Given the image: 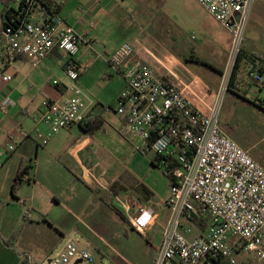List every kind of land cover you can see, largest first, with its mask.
I'll list each match as a JSON object with an SVG mask.
<instances>
[{
	"label": "built area",
	"instance_id": "built-area-1",
	"mask_svg": "<svg viewBox=\"0 0 264 264\" xmlns=\"http://www.w3.org/2000/svg\"><path fill=\"white\" fill-rule=\"evenodd\" d=\"M196 1L231 35L218 91L205 107L197 106L144 60V47L124 43L107 56L110 66L126 83L111 110L122 121L123 137L138 140V151L144 147L152 151L159 167L172 178L165 203L169 217L152 264H238L239 256L248 254L264 260V167L220 126L223 102L244 48L256 0ZM111 3L94 0L93 4L101 7ZM14 4L16 8H4L0 13V72L4 84L13 80L6 69L19 58H27L33 67L56 49L70 58L65 71L72 81L68 90L73 96L44 101L41 122L49 132L34 130L36 140L46 146L62 131L91 124L94 102L78 83L81 67L77 56L81 46L88 43L87 37L79 27L66 22L60 15V5L54 2L14 0ZM0 5H5L3 0ZM83 15V26L94 28L93 11L89 9ZM254 78L263 81L260 74ZM16 107L9 96L0 100L4 115ZM18 132L26 136L21 128ZM15 152L16 144L11 142L0 151V161ZM30 179L29 175L24 177L25 181ZM23 206V219L30 221L33 210L25 202ZM156 221L155 210L140 205L130 217V226L143 234ZM46 263L108 264L75 240Z\"/></svg>",
	"mask_w": 264,
	"mask_h": 264
},
{
	"label": "rangeland",
	"instance_id": "rangeland-1",
	"mask_svg": "<svg viewBox=\"0 0 264 264\" xmlns=\"http://www.w3.org/2000/svg\"><path fill=\"white\" fill-rule=\"evenodd\" d=\"M3 7L0 5V8ZM112 8L113 15H107L96 36L90 38V53L82 60L84 72L80 84L95 103L104 104L107 109L110 104L113 105L120 85L115 78L119 73L107 63L105 56L124 43L137 47L143 44L158 56L178 55L177 44L187 47L204 44L212 50L216 65H223V45L212 36L213 31L219 32L220 27L196 0H114ZM247 37L250 43L264 40L263 24L252 23ZM261 45L264 46V42ZM143 54L144 60L149 62V58ZM0 68H3L1 58ZM188 68L195 71L198 67L188 65ZM248 73L246 66H242L239 73L242 84L238 86L240 93L260 104L264 101V92L259 93L260 88L264 89V79L261 83H254L253 74ZM201 75L203 82L211 84L208 74ZM52 79L60 78L55 73ZM226 96L220 118L222 120L226 116L228 119L224 122L225 127L236 132L240 139L237 143L242 148L254 147L251 154L264 152V111L254 109L234 95ZM46 100L42 94L36 96L33 99L34 107L38 108V104L42 106ZM101 138L105 152L100 161L106 170L107 179L118 182L115 189L111 188L113 192L119 191L122 186L129 188L128 174H134L136 180H145L157 190L165 189L167 178L164 171L149 167L150 160L156 159V155L138 151V140L114 138L109 133ZM60 164L55 165L59 171L54 178L43 174L35 177L30 173L32 181L20 186L14 196L11 186L5 188V213L0 211V217L5 214L2 231L5 237L11 236L5 242L15 244L13 250L20 256L25 251L30 253L31 256L28 254L23 257H32L30 260L33 264H47L50 257L57 255L72 240L78 241L108 264H152L162 242L169 212L162 214L153 230L139 233L130 226L133 213L122 209L118 200L122 199L119 192L116 197L112 192L103 191L99 185H93L95 189H92L76 181ZM24 201L27 207L36 209L30 221L23 219ZM110 205L117 208L123 218ZM32 222L34 225L29 226ZM238 264H264V260L248 254L239 256Z\"/></svg>",
	"mask_w": 264,
	"mask_h": 264
},
{
	"label": "crops",
	"instance_id": "crops-1",
	"mask_svg": "<svg viewBox=\"0 0 264 264\" xmlns=\"http://www.w3.org/2000/svg\"><path fill=\"white\" fill-rule=\"evenodd\" d=\"M51 1L60 5V15L68 24L79 27L80 32L86 34L88 43L81 46L77 56L81 67V78L84 72V63L82 60L89 55L91 50L89 40L96 36L100 25L105 23L106 16L113 15L114 11L112 7L114 0H112L113 3L101 7L95 6L93 4L94 0ZM147 1L153 2L156 0ZM4 8L5 5L3 8H0V13L4 11ZM9 8H16L14 6V1L10 2ZM89 9L93 11V22L96 24L94 28H90L88 25L83 26L81 23L84 12ZM190 19L196 21L195 18ZM254 22H261L264 26V0H257L253 6L246 31V40L242 55L231 82V88L227 94L234 95L239 101L259 110V103L257 104L256 102L248 100V95H241L238 87L242 84L239 73L244 65L246 66L247 72H249L250 75L253 74L251 77L254 83H259L254 78L255 74H260L264 79V46L261 45L264 40L261 38L263 41L261 40L260 43H250V39L247 37L250 27ZM216 23L219 25L220 30L219 32L213 31L212 36L217 43L223 45L224 63L222 66L216 65L212 50L204 44L193 47L177 44L178 55L172 53L171 55L160 56L153 54L147 46L145 47L142 44V47L147 50L143 56L149 58V62L152 66L162 76L173 82L180 90L187 94L194 104L202 108L206 106V102L211 98V95L218 91L221 73L225 66L231 44L230 33L221 24L218 22ZM118 47H120V45L116 46L110 52H114ZM173 48H175V46ZM205 50L206 53L204 52ZM108 55L105 56L107 63ZM69 60L70 58L68 56L63 55L57 49L54 50L49 58L41 62L38 67H33L31 61L27 58H19L6 69V73L10 74L13 80L8 84H4L0 78V100L4 96H9L17 104L16 108H11L5 115L0 112V151L5 150L7 145L11 142L16 144V152L3 162L0 161V211L5 213V188L10 186L13 187L15 177L20 170L28 167V175L33 173L35 177H38V175L43 174L44 176L47 175L50 178H54L59 171V168L55 167V165L61 163L60 165L69 171L70 175H72L76 181L84 183L92 189H95L93 185H99V187H103V191L112 192L116 197L119 196V192L122 199L120 198L118 200L122 204V209L127 213L134 214L140 205L154 209L157 213L156 226L162 214L169 212L165 207V203L170 195L172 178L164 173L167 178V184L165 189L160 191L148 184L145 180H136L134 174H128L129 177L127 180L129 188L127 186H122L119 191L115 190L113 192L111 188L115 189L118 182L117 180L111 181L107 179L106 170L103 168L100 161V157L105 152L103 139L101 137L109 133L114 138H125L121 134L122 121L111 110L119 94L126 86L122 76L118 74V76L115 77L118 79L120 85L118 94L113 100V105L110 104L107 109L106 105L93 101L94 107L90 112V128L77 125L69 131H62L54 135L46 146H42L40 142L36 140L34 136V130L36 128H39L44 134L49 132V128L41 122V104H38V108H35V101H33V99L40 94L47 100H59L63 96H73V93L68 90L72 85V81L65 71V67ZM188 65L198 68L192 71L188 68ZM62 69L65 74L62 72ZM55 73L60 79H52ZM201 74H208L211 84L203 82L201 80ZM78 83L84 92L80 84V79ZM263 90L264 89L260 88L259 93L264 92ZM260 103H264V101ZM227 120L226 116H223V119L220 120L221 129L227 136L238 142L240 139L236 132L225 127L226 124H224V122ZM20 128L26 133V136L18 132ZM128 140L130 141V139ZM243 149L249 151L251 154L254 147L249 149L243 147ZM140 152L147 153L152 151L144 147ZM251 155L257 163L264 167V152L257 151ZM154 160H150L151 164L149 167L150 169L158 170L160 167L157 162V157ZM7 181H9V184ZM24 202L27 203L26 201ZM29 207L32 208L31 206ZM32 210L36 209L33 208ZM3 224L5 225V214L0 217V264H24L25 257L23 256L30 255V253L25 251L22 253L23 256H20L18 255L19 253L14 251L16 248L15 244L12 243L10 245L8 242L6 243L10 246L5 244V240H8L11 236L5 237V233L2 231L4 227ZM33 225L34 222L29 226ZM155 226L147 232L153 230ZM16 240L18 242V239ZM30 259H32V257H30Z\"/></svg>",
	"mask_w": 264,
	"mask_h": 264
},
{
	"label": "trees",
	"instance_id": "trees-1",
	"mask_svg": "<svg viewBox=\"0 0 264 264\" xmlns=\"http://www.w3.org/2000/svg\"><path fill=\"white\" fill-rule=\"evenodd\" d=\"M4 1V4H5V10L9 7V5H10V2L12 1H14V0H3ZM42 1V0H41ZM43 1H46V2H52L51 0H43ZM241 55H242V53H241ZM241 55H240V57H241ZM240 57H239V59H238V61H237V65H236V68H235V71H234V73H233V75H232V79H231V82H232V80H233V77H234V75H235V73H236V70H237V68H238V63H239V60H240ZM231 82H230V85H229V90H230V88H231ZM258 107L261 109V110H263L264 111V103H260L259 105H258ZM90 126L91 125H89L87 128H90ZM29 174V168L28 167H26V168H24V169H22V170H20L18 173H17V175H16V177H15V182H14V185H13V187H12V195L14 196L15 195V192L17 191V189L20 187V186H22L24 183H29V182H31L32 180L30 179V180H28V181H25L24 180V177L26 176V175H28ZM168 177H170V175L169 174H166ZM111 206V205H110ZM111 208H112V210L117 214V215H119V216H121L122 218H123V216H122V214H121V212L117 209V208H115V207H112L111 206ZM202 221V225L204 226V225H206V219H203V220H201ZM5 244L6 245H8V246H10L8 243H6L5 242ZM24 264H33V263H31V260L29 259V257L27 256L26 258H24Z\"/></svg>",
	"mask_w": 264,
	"mask_h": 264
},
{
	"label": "flooded vegetation",
	"instance_id": "flooded-vegetation-1",
	"mask_svg": "<svg viewBox=\"0 0 264 264\" xmlns=\"http://www.w3.org/2000/svg\"><path fill=\"white\" fill-rule=\"evenodd\" d=\"M157 252H158V251H157ZM157 252H156V253H157Z\"/></svg>",
	"mask_w": 264,
	"mask_h": 264
}]
</instances>
